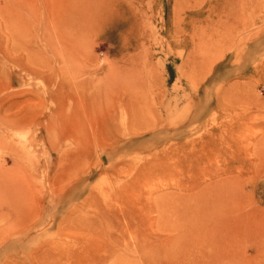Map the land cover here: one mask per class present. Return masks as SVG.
Instances as JSON below:
<instances>
[{"label":"rangeland","instance_id":"374dc122","mask_svg":"<svg viewBox=\"0 0 264 264\" xmlns=\"http://www.w3.org/2000/svg\"><path fill=\"white\" fill-rule=\"evenodd\" d=\"M73 1L0 0V264H167L162 239L224 178L250 214L230 264H264V0H108L119 13L99 33ZM192 31L226 36L216 58ZM122 73L136 119L117 104ZM160 128L189 132L153 141ZM191 241L184 264L215 251Z\"/></svg>","mask_w":264,"mask_h":264},{"label":"bare ground","instance_id":"6f19581e","mask_svg":"<svg viewBox=\"0 0 264 264\" xmlns=\"http://www.w3.org/2000/svg\"><path fill=\"white\" fill-rule=\"evenodd\" d=\"M196 1V3H198V0ZM232 1L233 0H224L223 3L231 4ZM67 6L69 8H74L75 10L80 11L78 14H76V16L82 25L89 26L90 29L95 25V33H99L106 25L116 22L115 19L119 13L110 8V3L108 0H74L71 5ZM200 12L201 11H199V13ZM71 13L73 14V11ZM195 32L196 31H192L191 34L193 36L191 40L192 44H194V49L198 50L202 48L206 51L208 50V54H211L210 57L213 56V58H216L217 55H212L211 49L212 47L215 48L217 45H220L223 41H225L226 36L223 37L224 35L220 34L218 35L219 37H216L217 39L214 38L215 40L209 41H204L199 36L198 41H195ZM244 37L247 38L245 35ZM210 38L211 37H209V39ZM188 40L190 39H183L182 43L185 44V46H188ZM243 40H240V42ZM253 53H255V51H251L249 53V56H252ZM208 60L211 62L212 58ZM128 76L124 75L123 73L120 76L119 90L117 92V104H119V107H122L123 110L130 109L132 119H136V117H138L135 111V108L137 106L136 104L138 102L143 103L144 101H142V97H139L137 94L131 92V90L133 89L131 85L134 83V78L131 77V75ZM214 77H216V74L212 78ZM219 99L217 98L215 100L217 108H220ZM201 117L202 113L198 110L192 117L191 121L193 122L199 120ZM225 131H230V128H225ZM165 132L167 131L164 128H160L159 130L151 129L149 134L151 135L153 141L160 142L162 140V137H165V135H169L170 137H182L189 131L187 130V128H176L173 129L172 132H167L168 134H166ZM210 135H213V132ZM94 136L102 138L104 137V134L101 133L99 129H96L94 132ZM109 139L112 140V137H108V140ZM136 142V137H132L123 145L118 146V149L129 148L135 145ZM203 147L205 146L203 145ZM257 151L259 153L260 160H262V158L264 159V152H262L260 149H257ZM108 155L110 156V154ZM187 160L189 163L192 161L191 163L194 165V161H196V164L206 162L204 157H196ZM197 166L200 167V165ZM209 179V181H211L217 180L218 178H212V176H210ZM53 185L50 184L52 192L54 187ZM60 189L61 195L59 196L58 194L55 199L62 207H64L73 197L74 192L72 191V188L67 185L63 186ZM199 196L203 198H192V202L190 201V203H193L196 206V213L193 215L192 219L188 221V224L180 220L181 218L179 219V225L183 230L178 232L176 231V233L172 231L169 236H166V238L162 239L163 241L161 243V246L164 249L165 256L168 258L166 260L167 264H184L181 260V255L177 256L178 253L176 252V248L179 245L187 247L190 243L193 244V241L191 240H194V238H205L207 243L206 245L213 246L212 248L215 249L214 253L212 254H207L201 251L197 252L195 255L196 264H230V261L233 257L231 248L234 244L240 241L245 231L248 230L246 220L248 218V215L250 214L243 209L241 204L234 205L232 203L233 195L230 196L229 194V183L226 178H224V180H221L220 182L216 181L212 185H209L206 189H203L199 192ZM261 229L264 230V227H262ZM259 234L264 238V232L258 233L256 236H258ZM233 259L239 261V255L234 256Z\"/></svg>","mask_w":264,"mask_h":264}]
</instances>
